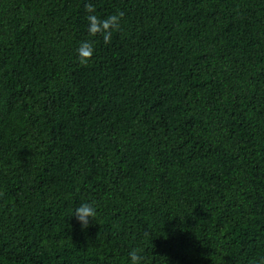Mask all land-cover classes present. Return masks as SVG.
Segmentation results:
<instances>
[{
	"label": "trees",
	"instance_id": "16d2710c",
	"mask_svg": "<svg viewBox=\"0 0 264 264\" xmlns=\"http://www.w3.org/2000/svg\"><path fill=\"white\" fill-rule=\"evenodd\" d=\"M88 4L123 13L109 43ZM133 247L264 264V0H0V264Z\"/></svg>",
	"mask_w": 264,
	"mask_h": 264
},
{
	"label": "clouds",
	"instance_id": "9594fccd",
	"mask_svg": "<svg viewBox=\"0 0 264 264\" xmlns=\"http://www.w3.org/2000/svg\"><path fill=\"white\" fill-rule=\"evenodd\" d=\"M89 36L95 37L99 34L105 43H109L112 39V34L119 30L120 22L123 18V13L109 15L106 18H101L95 14L96 10L91 5L86 6ZM95 53L94 41L83 40L76 49L77 56L82 62H87ZM97 215V208L92 202H81L76 206L69 217H74L82 230L88 229ZM128 264H147V257L144 250L140 247H133L127 253Z\"/></svg>",
	"mask_w": 264,
	"mask_h": 264
}]
</instances>
